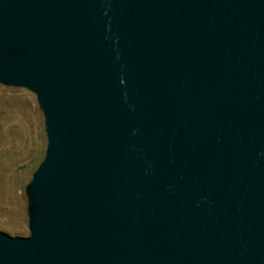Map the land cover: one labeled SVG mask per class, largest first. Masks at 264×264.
Listing matches in <instances>:
<instances>
[{"label": "water", "instance_id": "obj_1", "mask_svg": "<svg viewBox=\"0 0 264 264\" xmlns=\"http://www.w3.org/2000/svg\"><path fill=\"white\" fill-rule=\"evenodd\" d=\"M0 85L46 138L0 264H264V0H0Z\"/></svg>", "mask_w": 264, "mask_h": 264}, {"label": "rangeland", "instance_id": "obj_2", "mask_svg": "<svg viewBox=\"0 0 264 264\" xmlns=\"http://www.w3.org/2000/svg\"><path fill=\"white\" fill-rule=\"evenodd\" d=\"M45 149L43 115L35 95L0 85V232L29 235L25 187Z\"/></svg>", "mask_w": 264, "mask_h": 264}, {"label": "bare ground", "instance_id": "obj_3", "mask_svg": "<svg viewBox=\"0 0 264 264\" xmlns=\"http://www.w3.org/2000/svg\"><path fill=\"white\" fill-rule=\"evenodd\" d=\"M5 129V128H4Z\"/></svg>", "mask_w": 264, "mask_h": 264}]
</instances>
